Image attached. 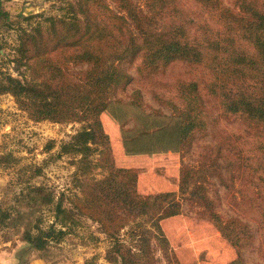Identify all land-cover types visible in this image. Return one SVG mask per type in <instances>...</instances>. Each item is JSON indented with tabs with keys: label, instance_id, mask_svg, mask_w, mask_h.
Returning a JSON list of instances; mask_svg holds the SVG:
<instances>
[{
	"label": "trees",
	"instance_id": "1",
	"mask_svg": "<svg viewBox=\"0 0 264 264\" xmlns=\"http://www.w3.org/2000/svg\"><path fill=\"white\" fill-rule=\"evenodd\" d=\"M196 2L208 15L197 21L188 19V8L180 0H145L147 10L133 0H116L117 10L107 0H66L62 14L46 17L31 30L20 29L10 59L20 73L0 69V94H12L35 120L81 122L71 139L61 143L59 155L79 156L77 174H94L97 167L107 172L100 179H82L79 191L67 197L46 184L28 185L24 239L43 256L51 242L63 240L88 218L116 247L108 250L110 264H158L152 240L173 257L162 222L182 214L188 198L237 247L250 240L246 224L225 219L217 210L200 168L184 165L177 191L143 195L137 190L138 171L116 167L111 159L109 135L100 120L103 112L118 121H134L123 130L127 154L183 150L209 125L206 95L218 99L225 117L240 119L249 128L247 136L255 134L254 141L244 139L245 149L228 150L239 148L236 161L246 162L261 180L245 200L264 222V0H235L234 7L223 0ZM136 60L139 75L163 74L180 61L193 70L191 77L176 80L179 101L170 115L146 112L139 90L129 101L112 98L118 87L134 79L125 65ZM73 64L88 67L77 76ZM40 172L37 167L32 178ZM45 207L52 213L51 222L42 214L31 218ZM128 228L138 252H119V243H126L119 233ZM225 264L245 263L239 255Z\"/></svg>",
	"mask_w": 264,
	"mask_h": 264
},
{
	"label": "rangeland",
	"instance_id": "2",
	"mask_svg": "<svg viewBox=\"0 0 264 264\" xmlns=\"http://www.w3.org/2000/svg\"><path fill=\"white\" fill-rule=\"evenodd\" d=\"M107 1L112 8L118 9L116 0ZM133 1L147 10L145 0ZM180 1L188 8V19L197 21L208 16L196 0ZM223 2L235 6V0ZM65 3L66 0H0L1 70L19 76L20 70L10 59L15 55L20 29L31 30L46 17L62 14ZM139 63V60L133 64L126 63L125 67L134 79L118 87L112 98L129 101L139 90L146 112L159 110L170 115L172 106L179 101L176 80L191 77L193 70L180 61L170 65L163 74L146 76L137 74ZM71 67L72 74L78 76L79 71L88 66L73 64ZM204 99L209 125L204 131L196 133L183 150L127 154L123 146V130L133 127L134 121H118L109 112H103L100 120L109 135L111 159L116 167H130L138 171L137 190L143 195L177 191L183 166L200 168L206 175L207 192L215 200L222 217L238 218L246 224L251 235L250 240L237 247L201 215L202 207L188 198L183 202L182 214L162 222L173 257L155 238L152 240L158 264H176L174 260L179 264H225L239 255L245 264H264V222L247 203L261 180L253 174L250 166H245L246 162L236 161L239 148L248 147L244 139L254 141L255 134L252 131L251 136H247L249 128L240 119L225 117L216 97L206 95ZM81 127L79 121L35 120L19 107L12 94H0V246L14 247L16 264H87L89 261L88 264H110L108 250L116 247L100 231L99 225L88 218L83 224L73 227L63 240L51 242L46 256L24 239L30 211L27 195L30 183L46 184L58 196L67 197L73 191H79L82 179L88 182L90 176L100 179L106 175L107 172L98 167L92 170L94 174H77L75 161L79 156L59 155L61 143L70 140ZM232 146L239 148L230 153ZM227 154L228 159L225 158ZM37 167L41 168V172L32 178ZM39 214L43 215L46 223L53 219L47 207L35 212L31 218ZM128 231L131 230L122 229L119 233L126 242L124 246L119 243V252L127 248L138 252L137 243Z\"/></svg>",
	"mask_w": 264,
	"mask_h": 264
},
{
	"label": "crops",
	"instance_id": "3",
	"mask_svg": "<svg viewBox=\"0 0 264 264\" xmlns=\"http://www.w3.org/2000/svg\"><path fill=\"white\" fill-rule=\"evenodd\" d=\"M6 246V244L3 247L0 246V264H16L17 254L14 247Z\"/></svg>",
	"mask_w": 264,
	"mask_h": 264
}]
</instances>
